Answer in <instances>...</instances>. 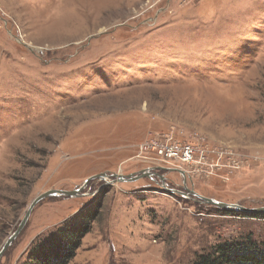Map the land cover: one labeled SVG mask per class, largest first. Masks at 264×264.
Segmentation results:
<instances>
[{
	"label": "rangeland",
	"instance_id": "rangeland-1",
	"mask_svg": "<svg viewBox=\"0 0 264 264\" xmlns=\"http://www.w3.org/2000/svg\"><path fill=\"white\" fill-rule=\"evenodd\" d=\"M150 167L159 177H113ZM81 186L37 203L0 264H24L91 202L70 264H192L224 241L264 243V211L181 197L264 207V0H0V249L34 199Z\"/></svg>",
	"mask_w": 264,
	"mask_h": 264
},
{
	"label": "trees",
	"instance_id": "trees-1",
	"mask_svg": "<svg viewBox=\"0 0 264 264\" xmlns=\"http://www.w3.org/2000/svg\"><path fill=\"white\" fill-rule=\"evenodd\" d=\"M94 203L84 206L47 238H38L28 250L24 264H70L98 217V207L94 209ZM98 204L100 202L95 203ZM229 213L236 212L231 209ZM6 229L0 227V232ZM192 264H264V243L251 238L224 241L213 246L210 251L200 253Z\"/></svg>",
	"mask_w": 264,
	"mask_h": 264
},
{
	"label": "water",
	"instance_id": "water-1",
	"mask_svg": "<svg viewBox=\"0 0 264 264\" xmlns=\"http://www.w3.org/2000/svg\"><path fill=\"white\" fill-rule=\"evenodd\" d=\"M172 170H176L179 171L180 173L184 174V171L179 169V168H171ZM152 167L147 168L145 170H141L137 173H131L129 175H123V174H113V177H115V179L117 181H123V182H131V181H135L136 179L148 176L151 177L152 174H157V172H152ZM106 173H99L97 175H93L91 177H89L88 179H86V181L84 182V184H86L88 181L93 180V179H104L106 177ZM84 187L81 186L78 189H74V190H63V189H58V190H51L48 192H45L43 194H41L40 196H38L36 199H34L28 209V211L26 212L23 220L21 221L20 225L18 226V228L8 237V239L6 240V242L3 244L2 248L0 249V258L3 256V254L6 252V250L13 244L14 240L18 237V235L21 233L22 229L24 228L30 213L32 211V209L36 206L37 203H39L41 200L50 197V196H56V195H65V196H79L80 195V191L83 189ZM178 191V190H177ZM194 195H196L197 197H199L202 201L209 203V204H214L217 205L218 207L224 208V209H236V210H248V211H264V207L261 208H252V209H248L245 207H242L241 205L238 204H230V203H226L224 201H219L216 200L214 198H208V197H204L199 195L198 193L194 192L193 190H190ZM181 192V191H180ZM182 194V193H181Z\"/></svg>",
	"mask_w": 264,
	"mask_h": 264
},
{
	"label": "built area",
	"instance_id": "built-area-1",
	"mask_svg": "<svg viewBox=\"0 0 264 264\" xmlns=\"http://www.w3.org/2000/svg\"><path fill=\"white\" fill-rule=\"evenodd\" d=\"M150 147L158 149L161 154H166L168 157H178L182 161H189L193 158L194 155V149L189 145L180 146L178 144H175L170 146H164L158 143L157 141H152V140L147 141L142 145V148L145 150L149 149ZM173 167L180 168L182 166L176 165Z\"/></svg>",
	"mask_w": 264,
	"mask_h": 264
},
{
	"label": "flooded vegetation",
	"instance_id": "flooded-vegetation-1",
	"mask_svg": "<svg viewBox=\"0 0 264 264\" xmlns=\"http://www.w3.org/2000/svg\"><path fill=\"white\" fill-rule=\"evenodd\" d=\"M159 173L157 174H152L151 177H154V176H157L159 177L158 175ZM191 189L189 187L186 186V188L184 189V191H182L181 193V197L184 198V199H191L193 201H201V199L199 197H197L196 195H194L191 191Z\"/></svg>",
	"mask_w": 264,
	"mask_h": 264
}]
</instances>
